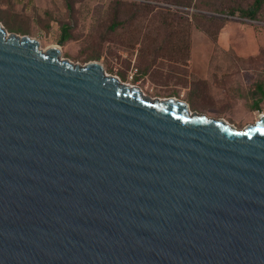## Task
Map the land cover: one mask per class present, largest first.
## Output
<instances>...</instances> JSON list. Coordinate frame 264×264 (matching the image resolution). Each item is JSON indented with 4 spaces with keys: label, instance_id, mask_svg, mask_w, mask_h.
Here are the masks:
<instances>
[{
    "label": "water",
    "instance_id": "obj_1",
    "mask_svg": "<svg viewBox=\"0 0 264 264\" xmlns=\"http://www.w3.org/2000/svg\"><path fill=\"white\" fill-rule=\"evenodd\" d=\"M148 99L0 23V264H264V114Z\"/></svg>",
    "mask_w": 264,
    "mask_h": 264
},
{
    "label": "rangeland",
    "instance_id": "obj_2",
    "mask_svg": "<svg viewBox=\"0 0 264 264\" xmlns=\"http://www.w3.org/2000/svg\"><path fill=\"white\" fill-rule=\"evenodd\" d=\"M249 2L194 0L196 6H187L177 0H0V23L8 33L35 38L43 50L57 46L60 57L72 63L99 62L105 74L138 86L148 99L177 97L192 112L243 129L264 114V97L257 102L262 95L256 87L259 82L264 87V19L242 20L239 11L225 14ZM194 14L227 18L219 43L200 29L216 31L219 21L205 22ZM162 16L170 17L169 29L185 24L187 42L192 34L188 63L159 59L150 66L155 54L142 51L141 33L133 45L134 28L143 31L151 24L163 33Z\"/></svg>",
    "mask_w": 264,
    "mask_h": 264
},
{
    "label": "trees",
    "instance_id": "obj_3",
    "mask_svg": "<svg viewBox=\"0 0 264 264\" xmlns=\"http://www.w3.org/2000/svg\"><path fill=\"white\" fill-rule=\"evenodd\" d=\"M177 1L180 4H185L187 6L195 5L193 4L194 0H177ZM234 1L236 2L238 0H234ZM263 6H264V0H250L247 6H244L239 9L230 8V10L226 12L227 14L225 15L226 17L230 16L231 14L237 15L236 11H239V15L237 16H239L238 18L242 20L248 19L251 21H261L262 19H264V16L260 17V11L263 8ZM194 15L195 17H198V16L203 17L205 19V22H209V21L214 22L216 20L219 21V25H218L219 28L216 31H210L209 28H206V27L204 28L202 26L200 27V29H202L211 39L217 40L220 32L225 26L224 24L227 18L222 20L221 18H217L211 15H209L208 17L204 16L203 14L201 15L194 14ZM170 20L171 19L169 16L168 17L162 16L160 18V21L162 22V26L167 27V29L164 30L163 33L160 32L161 31L160 27L152 26L151 24L146 26V28L143 31L141 28H139L138 30L134 28V31L137 32L138 35H136V37L132 40L133 45L138 41L139 35L141 33L142 35H141L140 41L143 46V48H141L142 51H146V53L155 54V57L150 59V64H149L150 66L155 63L154 61L159 60V59L171 61L174 65L176 63L177 64L181 63V61H184L183 64H186L188 63L190 59L189 57L190 40H191L192 34L190 36V40L187 42V38L189 39L190 31L185 32V29H186L185 24L182 22H178L179 25L177 27L175 28L171 27V29H169L167 25L169 24L168 21ZM196 25L197 24H195V26ZM195 81L205 84L204 79H201V78ZM256 87L258 88V90L260 91L262 95L261 98L257 101V102H260L262 101L264 97V87H262L261 82H259L256 85Z\"/></svg>",
    "mask_w": 264,
    "mask_h": 264
},
{
    "label": "crops",
    "instance_id": "obj_4",
    "mask_svg": "<svg viewBox=\"0 0 264 264\" xmlns=\"http://www.w3.org/2000/svg\"><path fill=\"white\" fill-rule=\"evenodd\" d=\"M225 25V24H224ZM222 36H223V29H222V31L220 32V34H219V36H218V38H217V40H213V42L214 43H219V41L222 39ZM191 50H192V48H191ZM249 55H252V56H254L255 57V55H256V53H255V55H254V53H252V54H249ZM192 57V56H191ZM193 58V57H192ZM192 59H189V61H191ZM188 61V62H189ZM197 79H199V78H196V80ZM201 79H204V78H201ZM205 81V80H204ZM206 83V82H205Z\"/></svg>",
    "mask_w": 264,
    "mask_h": 264
},
{
    "label": "bare ground",
    "instance_id": "obj_5",
    "mask_svg": "<svg viewBox=\"0 0 264 264\" xmlns=\"http://www.w3.org/2000/svg\"><path fill=\"white\" fill-rule=\"evenodd\" d=\"M54 47L58 48L57 46H54Z\"/></svg>",
    "mask_w": 264,
    "mask_h": 264
}]
</instances>
